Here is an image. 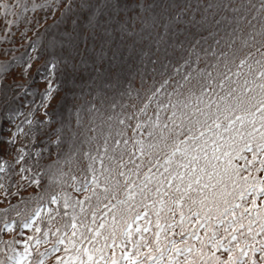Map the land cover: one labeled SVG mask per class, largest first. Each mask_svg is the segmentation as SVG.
I'll list each match as a JSON object with an SVG mask.
<instances>
[{
  "label": "snow or ice",
  "instance_id": "6c2138e0",
  "mask_svg": "<svg viewBox=\"0 0 264 264\" xmlns=\"http://www.w3.org/2000/svg\"><path fill=\"white\" fill-rule=\"evenodd\" d=\"M123 5L132 15L117 29L110 21ZM0 8L29 11L25 0H0ZM37 8L45 5L31 3ZM79 12L82 20L52 42V75L78 70L87 57L153 86L130 115L93 106L84 123L78 113L82 127L48 172L60 191L39 196L63 205L55 241L32 264L61 246L56 264H264V0H80ZM25 55L0 62V79L21 62L27 75L34 57ZM69 188L88 195L74 199ZM32 239L20 258L6 243L0 264H23Z\"/></svg>",
  "mask_w": 264,
  "mask_h": 264
},
{
  "label": "trees",
  "instance_id": "16d2710c",
  "mask_svg": "<svg viewBox=\"0 0 264 264\" xmlns=\"http://www.w3.org/2000/svg\"><path fill=\"white\" fill-rule=\"evenodd\" d=\"M10 2L14 4L15 0ZM140 2L143 4L144 0ZM25 3L28 4L29 11L22 12L19 17L0 8V62L10 61L13 57H20L25 53V61L29 56L34 57L27 75L22 74L24 64L21 62L0 79V249L7 251L6 243H11L12 248L19 250L17 258H20L26 247L23 241L30 236L35 237L39 243L34 240L29 242L27 247L32 251V256L26 257L23 262L32 264L36 250L44 252L52 247L55 241L52 232L59 227L64 211L61 202L49 204L39 201V196L48 191H60L54 188L50 176L47 177L49 168L54 167V161L66 154L62 146L65 143L64 126L67 123H64L60 115V107L71 103L77 107L76 100L96 91L90 111L77 109V112L82 114L84 123H88L93 106L103 110L105 115H120L124 111V99L133 93L138 95L139 102L131 114L146 102L145 98L150 94L148 90L152 88L153 82L150 78L135 82L141 77L134 70L112 76L108 72L107 62L101 64L97 61V64L93 65L87 57L82 58L87 62L74 71L75 77L70 65L68 69L53 70V76L49 65L57 63L59 56L51 55L54 51L52 42L60 39L70 25L75 27L72 25L74 19L82 20L79 12L80 0H31V3L45 5L44 10L37 8L34 12L31 11L29 0H25ZM66 5H72V10L65 17L61 14ZM130 6L134 8L135 4ZM127 8L128 5H123L117 9L110 21L117 29L121 20L127 23L129 15H132ZM140 11L143 14V9ZM24 17H28L31 22L25 23ZM12 21L15 22L11 23ZM132 27L138 29L139 22L134 23ZM199 67H203V64ZM46 77H51L54 85V95L51 99L43 96L48 84ZM81 82L87 85L90 83V86L78 90ZM56 87L58 91H55ZM140 87L141 90H138ZM115 92L118 94L111 98ZM106 99L110 104H104ZM112 103H116L118 107L111 109L109 106ZM149 111L151 112V109ZM77 118L78 114L75 119H70L72 132L79 128ZM17 125L22 131H17ZM14 133L15 142L9 145L7 138H11ZM127 134H133L131 128L127 130ZM58 137H62L61 143H57ZM20 156L23 159H20ZM67 191L74 199L79 200L88 195L71 188ZM58 203L60 210H54ZM37 208L40 211L39 216H27L32 209ZM25 222H30L31 226L24 227ZM36 227L41 228V232H36ZM49 229V235L44 238L43 232ZM62 247L60 251L42 257L44 264H56L57 257L64 259Z\"/></svg>",
  "mask_w": 264,
  "mask_h": 264
},
{
  "label": "rangeland",
  "instance_id": "374dc122",
  "mask_svg": "<svg viewBox=\"0 0 264 264\" xmlns=\"http://www.w3.org/2000/svg\"><path fill=\"white\" fill-rule=\"evenodd\" d=\"M3 14H5V13H3ZM73 76L75 77L74 71H73ZM140 80H141V78L140 79H136L135 82H139ZM145 80H146V78L143 81H145ZM111 81H114V80H111ZM87 86H90V83H89V85H87V84L81 82L80 85H79L78 90L79 89H85ZM138 90H141V87L138 88ZM95 94H96V91H94L93 93L90 92L87 95L88 97L86 96V97H82V98H79L78 100H76L75 102H77V107L74 106L73 103H71V104H63L60 107V109H59L60 115H61L64 123H67L64 126L65 143L62 146V150L63 151L67 152V143H68L67 136H68L69 133L72 132L71 126H70V119H75L77 117V114H78L77 109L78 108L83 110V111H85V112L90 111V109H91L90 107H91L92 103L95 101L94 100V95ZM117 94H118V92H115V94L111 98H114ZM77 95H79L78 91H77ZM31 97L33 99V95ZM138 102H139L138 95L133 94V93L127 95L126 98L124 99V104L122 106V109L124 110L123 113L129 115L130 112L135 109V107L137 106ZM104 104H106V105L110 104L108 99L104 100ZM134 105H135V107H134ZM102 113L104 114L103 110H102ZM81 127L82 126L79 125V128H81ZM48 172H47V177L49 176ZM57 209L60 210V204L59 203L54 208V210H57ZM23 235L25 236V233ZM43 237L45 238V236H43ZM32 240L37 241L35 237H33ZM18 252H19V250L16 249L15 250V255L16 256H17Z\"/></svg>",
  "mask_w": 264,
  "mask_h": 264
}]
</instances>
